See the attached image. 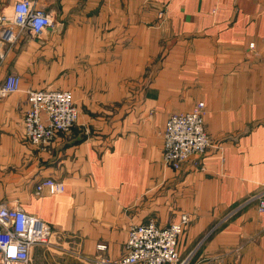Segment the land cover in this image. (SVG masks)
Listing matches in <instances>:
<instances>
[{"label": "crops", "instance_id": "0c3cea01", "mask_svg": "<svg viewBox=\"0 0 264 264\" xmlns=\"http://www.w3.org/2000/svg\"><path fill=\"white\" fill-rule=\"evenodd\" d=\"M31 1L53 26L3 45L0 62V86L21 78L0 97V203L51 233L28 264L118 260L131 226L183 216L184 264H264V0ZM16 2L0 0V25ZM45 89L79 111L47 148L24 128L28 92ZM201 102L212 145L175 170L165 124ZM46 179L65 191L38 192Z\"/></svg>", "mask_w": 264, "mask_h": 264}, {"label": "built area", "instance_id": "2783aa9c", "mask_svg": "<svg viewBox=\"0 0 264 264\" xmlns=\"http://www.w3.org/2000/svg\"><path fill=\"white\" fill-rule=\"evenodd\" d=\"M1 21L0 62L3 45H14L23 32L33 38L41 37L54 24L51 15L35 9L31 0H17L12 12L5 13ZM20 90L21 78L9 75L0 86V97ZM28 97L30 108L25 114L24 127L33 145L47 148L59 134L70 132L77 124L79 111L69 91L33 90L28 92ZM205 112V104L201 102L190 112L168 118L163 133L166 165L179 170L185 162L196 157L194 164L201 167L202 158L212 145L205 126ZM43 190L55 195L63 193L65 186L54 179H46L37 186L38 192ZM252 200L257 202L259 212L264 213V191ZM188 222V217L183 216L179 223L167 227L154 222L133 225L128 231L126 254L118 260L103 259L97 264H184L178 244ZM50 238V229L43 221L22 209L0 203V264H28L31 250L49 244Z\"/></svg>", "mask_w": 264, "mask_h": 264}, {"label": "rangeland", "instance_id": "374dc122", "mask_svg": "<svg viewBox=\"0 0 264 264\" xmlns=\"http://www.w3.org/2000/svg\"><path fill=\"white\" fill-rule=\"evenodd\" d=\"M24 118H25V116H24ZM25 128V127H24Z\"/></svg>", "mask_w": 264, "mask_h": 264}]
</instances>
